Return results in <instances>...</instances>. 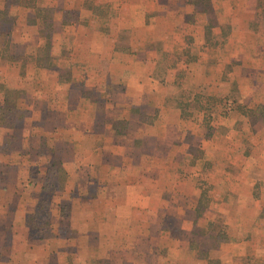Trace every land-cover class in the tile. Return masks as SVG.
<instances>
[{
    "label": "rangeland",
    "instance_id": "1",
    "mask_svg": "<svg viewBox=\"0 0 264 264\" xmlns=\"http://www.w3.org/2000/svg\"><path fill=\"white\" fill-rule=\"evenodd\" d=\"M34 3L43 56L0 0V264H264V0ZM70 26L125 59L85 67Z\"/></svg>",
    "mask_w": 264,
    "mask_h": 264
},
{
    "label": "crops",
    "instance_id": "2",
    "mask_svg": "<svg viewBox=\"0 0 264 264\" xmlns=\"http://www.w3.org/2000/svg\"><path fill=\"white\" fill-rule=\"evenodd\" d=\"M238 1H241V0H238ZM121 18L124 19L123 16ZM120 27H122V26H119V28ZM127 27H129V26H127ZM139 27H141V26H139ZM123 29L124 28H121L120 30L122 31ZM151 29L154 30V27H152V24L150 23L148 26L143 27V32L147 33L148 35H150L149 32L151 31ZM119 31L117 30L112 35V31L108 30L109 34L99 35L98 33L94 32L93 29L83 28V27H80V26H77V27L70 26L67 29V34H69V36L74 35L73 43H78V44L80 43L81 44V49L79 50L80 51L79 62H84V66L85 67L88 66V65L93 64L96 67V69H97L96 71L99 73L100 72V67H101L100 66L101 59H103L105 57H108L109 59H111L112 57H115V56H117V58L125 59V54L124 53L115 52V50H114L115 44H116V42L118 40L117 39V32H119ZM57 33L55 32L53 34V36H52V40L54 41L53 43H55V41L57 43H61V41H59V38H60L59 37V33L58 34ZM146 36L147 35H139V37H137L138 40H140L142 42V45H144V43H146L147 41L148 42L152 41V39H148V38H146ZM61 37H64V36H61ZM94 37H97L99 40L101 38L103 40V42L100 41L99 43H95L94 40H93ZM131 38L132 37L129 38V41H128L129 44H131ZM131 46H132V44H131ZM68 54H70V53H68ZM88 55L90 57H87ZM149 57L152 60V65L151 66H153V64H154V60H153L154 56H153V54L150 53ZM77 66H81V65H77ZM110 66H113V63H110ZM98 73H97V75H98ZM76 81H80V80L76 79ZM159 90H160V88L157 91H159ZM145 92H146V90H145ZM161 98H162V94L160 96V102H161ZM166 110H169V109L161 108L159 111L162 112V113H165ZM109 128H111V127H109ZM91 130H92V132L94 134H96L97 131H99V130H95L94 125L92 126ZM102 142L103 141H101V143ZM111 143L114 144L113 142H111ZM239 241H241V240H239ZM262 241H264V238L259 240V241H256L255 243L257 245V243H259V242L261 243ZM237 243H238V241H237ZM253 253L254 252H252V254ZM254 254H256V256H257V253H254ZM67 256H68V253L64 252V254H63L64 260L58 259L57 262H61L60 264H66L65 258H67ZM111 257H112L111 254L108 255V253H107L106 257H102L101 255H99L98 257H89L88 259L93 260L94 263H98V260H102L103 262H107L108 260L111 259ZM156 257H158V256H156ZM121 260L125 261V263L123 261V264H129V261L131 259H130V257L124 259V256H122ZM84 264H87V263L85 262ZM106 264H113V261H109ZM201 264H203V263H201Z\"/></svg>",
    "mask_w": 264,
    "mask_h": 264
},
{
    "label": "trees",
    "instance_id": "3",
    "mask_svg": "<svg viewBox=\"0 0 264 264\" xmlns=\"http://www.w3.org/2000/svg\"><path fill=\"white\" fill-rule=\"evenodd\" d=\"M13 2L18 4V5H24L26 7L32 8L34 10V18L41 20L40 24H41V27L44 29V32H45V35H44L45 44H44L43 48L40 49V47H39L37 49V51H38V54L40 53V56H43V54H45V49L47 50L51 44V35L53 33V27H52L53 26L52 17H53V11H54L53 8L38 6L37 4L34 3V0H28V1L13 0ZM49 59L50 58H47V60H49ZM35 61L38 63V55H37ZM7 95H8V93H7ZM11 103H13V101H11V97H10V95H8L7 97H5L4 102H3V106L0 109L5 110L6 113L7 112L10 113L11 112V106H12ZM7 115L9 117L8 120H10V118H11L10 114H6V116ZM21 117H22V115L20 114L16 118L18 120V119H21ZM0 118H5V114L0 115ZM5 123H6L5 125H8V121Z\"/></svg>",
    "mask_w": 264,
    "mask_h": 264
}]
</instances>
